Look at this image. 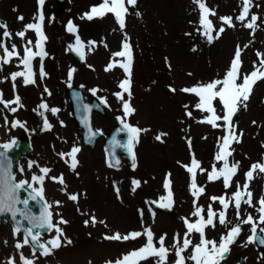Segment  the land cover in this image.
<instances>
[{"label": "rangeland", "instance_id": "rangeland-1", "mask_svg": "<svg viewBox=\"0 0 264 264\" xmlns=\"http://www.w3.org/2000/svg\"><path fill=\"white\" fill-rule=\"evenodd\" d=\"M101 2L102 0H65L59 5L55 0H44L43 9H40L38 0H0V24H6L11 34V38L3 37L4 30L0 29V43L9 50L15 44L21 57L29 40L33 42V51L36 50L34 41L37 37L32 30L26 31L23 39L16 34L25 30V25L39 22L41 13L44 17L42 31L47 37L43 43L47 53L42 62L46 73L44 78L39 77L41 61L36 57L32 62L36 82L25 85L23 77H18L13 90V81L6 78L13 72L24 71L20 59L13 57L9 64L0 66V81H3L0 83V92L3 93V98H20L19 105H10L17 109L15 112L0 104V144L5 145L9 140L23 136L30 140L29 155L19 159L15 178L42 191L52 223L63 233L60 237L61 246L52 249L50 254L43 255L42 250L34 251L28 243L25 244L21 232L14 230L7 219L0 218V264H8L9 260H13L14 264H21V256L31 260L32 264H66L65 253L81 247L85 254L81 262L76 264H98L100 260L112 259L118 250L125 249L122 243H114L109 252L99 255L89 252L90 248L106 243L100 241L101 230L120 233L140 228L139 224L145 223L152 230L162 232L165 228L158 227V223L171 225L170 215L176 218L177 223L179 217L197 219L191 215L195 211L194 199L196 206L204 209L202 215L206 218L209 204H212L214 211L221 210L219 202L213 203L210 197L225 196L229 199L236 191V184L243 185L244 174L250 166L257 162L264 163V80L254 86L247 107H241L233 117L237 134L242 135L239 143L231 145L232 154L228 157V162L230 165L238 162L239 167L232 178V186L227 190L222 179L215 182L207 179V171L215 163L214 156L221 143L220 137L225 134L224 129L198 122L209 114L195 109L198 98L194 94L180 91L198 83L223 78L237 46L241 48V73H250L254 61L259 64L256 53H264V0H252L248 19L252 15L259 17L254 31L243 26L247 20L243 23L235 20L241 10V0H203L216 13L209 17L214 28H225L220 37L211 43L202 35L203 30L199 25L200 10L193 0H165L164 6L168 8L165 12L161 9L162 0H137L136 5L128 9L123 30L111 13L102 18H87L85 14L90 13L91 8ZM63 7L68 10H63ZM220 17H233L234 27L223 25ZM69 21L77 29L75 34L66 30ZM77 35L84 44V58L80 62L74 60L70 48V45L75 46ZM125 35L132 53L129 102L135 109L134 114L126 118V122L148 130L141 133L139 142L134 147L135 168L133 162L110 167L102 138L97 139L92 147L82 145L66 92L69 85H75L87 94L106 101L104 105L107 113L93 116V125L97 129L108 130L113 124L121 123L117 118H124L122 104L114 93L121 91L118 85L126 78L123 69L118 66L124 58L114 57L113 53L122 50ZM227 36L230 40L226 44ZM89 41L95 44L90 46ZM2 55L3 49L0 48V56ZM110 62L114 63V67L105 71ZM70 70H74L71 81L68 79ZM170 87L176 91H170ZM93 89L96 90L95 94ZM125 99H128L127 94ZM41 103L47 105V110L39 108ZM216 107L218 114L223 115L218 101ZM51 109L57 111L53 113ZM256 109L257 113H254ZM189 111L192 113L191 117L186 114ZM45 119L51 126L50 129H45ZM160 133L167 134L162 138L164 142L155 139ZM73 147L80 148L75 170L70 167V157L62 159L59 155L70 152ZM160 156L161 159L157 161ZM193 156L207 170L204 173L197 170L196 173L197 185L205 189L198 198L191 195L190 174L183 167L190 165ZM221 164H217V167ZM44 168L50 170L47 175L41 171ZM169 173L174 206L171 210L158 206L154 209L153 206L157 204L153 202H166L160 201V198L167 195L163 184ZM41 175H45L42 183L32 179L33 176ZM52 177H62L63 183L54 181ZM133 180L140 182L135 192L132 191ZM249 190L256 207L242 203L241 217L246 218L251 214L254 220H258L256 208L259 205L256 202L264 196V174L258 170L254 173ZM91 193H95L94 197ZM71 194L77 195L78 200H70L68 196ZM126 212L135 220L123 224L118 217ZM93 215L97 220L94 226L90 220ZM61 219L67 223H59ZM227 219L231 221L228 227L239 223L231 204L227 210ZM86 220H89L87 226ZM99 221H104L105 224H100ZM251 227L250 224L241 225L240 235L221 264L263 263L261 259L264 256L261 255L264 252L254 243H246L247 238L252 235ZM260 228H264V224H257V231ZM226 232L227 228L220 226L217 221V227H209V233L206 231L205 235L207 239L218 242L221 234ZM78 233H81L80 237H76ZM56 235L58 234L53 228L43 233L40 241L47 244ZM18 243L22 245L19 249L16 247ZM240 259H243L242 263Z\"/></svg>", "mask_w": 264, "mask_h": 264}, {"label": "snow or ice", "instance_id": "snow-or-ice-1", "mask_svg": "<svg viewBox=\"0 0 264 264\" xmlns=\"http://www.w3.org/2000/svg\"><path fill=\"white\" fill-rule=\"evenodd\" d=\"M137 0H102V2L98 6H93L91 8L90 13H86L85 15L89 20L94 17L102 18L104 15L111 13L116 22L118 23L121 30L125 28L126 16L128 14L129 7H134L136 5ZM196 3L200 10L199 16V25L200 29H202V35H204L208 42L211 43L214 39H218L220 35L225 31L224 27H220L218 30L214 28L212 20L209 19L210 16H215L216 13L210 10L203 0H193ZM38 4L43 5L44 0H38ZM252 7V0H241V10L239 15L235 17L236 21L241 23L247 20V23H243V26L255 30L256 22L259 19L256 15H252L250 20L248 19L250 9ZM139 15V13H137ZM18 19H23V17H18ZM43 14L41 13L38 17L39 22L37 23H29L25 25V30L18 32L16 35L21 39L25 37L26 31L32 30L36 34L35 41V51H33L31 40L27 41V44L23 49V56H20V53L17 51V47L15 44L12 45L11 50L4 46L3 43H0V48L3 49V55L0 56V66L9 64L13 57H17L20 59V64L23 66L24 71H17L10 74V77L6 79H11L13 81V90H15V81L18 77H23V82L25 85L35 83V73L33 72L32 62L36 57L40 58L41 67L39 72V77L41 79L44 78L46 73L43 71V59L47 55L44 51L43 43L46 41L47 37L43 34L42 31V22H43ZM220 20L223 25H227L228 27H234L233 17H220ZM0 29H3L2 32L3 37L11 38L10 32L7 30L6 24H0ZM198 29V30H200ZM66 30L69 33L75 34L77 32L76 27L69 21L66 25ZM215 32V35H213ZM127 36L125 35L124 41L122 42V50L116 53H113L114 57L124 58L122 62L118 64V66L123 69L126 78L122 80L118 87L121 89L120 92L114 93L117 99L122 104V110L124 113V118L118 117V120H121V124L124 130L127 132V143L123 145V147L127 150L128 154L131 156L133 160V168L135 165V153L134 147L139 142L140 135L143 132H147V129H141L137 126H133L126 122V118L132 114H134L135 109L131 107L130 98H131V65H132V53L131 46L127 42ZM95 42L89 41L88 45H94ZM247 47V45H245ZM70 48L81 55V59H83L82 49L84 48V44L81 42L79 36H76V44L75 47L70 45ZM91 48H89V51ZM257 58L259 60V64L255 61L253 62V70L250 73H241L242 60H241V48L237 46V49L234 53L233 59L230 63L228 70L225 72L223 78L214 79L208 83H198L192 87H185L180 89V91L188 94H194L198 98V102L195 104V109L206 112L207 115L204 119L198 121L200 123L209 124L213 128H223L225 134L220 137L221 143L218 145V151L214 156L215 163H213L211 170L207 171L200 166V162L193 158L191 159L190 165H183L186 171L190 174V185L189 189L191 195L194 198H198L205 191L204 187L198 186L196 183V173L199 170L200 173H204L207 171V179L209 182H215L217 180L223 181L224 188L227 190L232 186V178L236 175L238 171L239 164L238 162L232 163L231 165L228 162V157L232 154V143L240 142V135L237 134L236 128L233 124V117L239 112L241 107H247V101L250 99L253 88L258 81L264 80V53L257 52ZM114 67V63L110 62L105 71L111 70ZM2 70V67H0ZM74 70H70L68 73V79L71 81L72 73ZM191 75V73H189ZM3 81H0L2 83ZM71 86V85H69ZM172 92H175L176 89H169ZM47 92V88H45ZM93 94H95V89L92 90ZM125 94H127L128 99H125ZM50 95V93H49ZM20 98L16 96L12 100H5L3 98V93L0 92V104L4 106V108L9 109L11 112H15L17 109L15 107H10L12 104L19 105ZM219 102L223 115L218 114L216 102ZM101 103L106 105V101L101 99ZM22 106V105H20ZM84 120H87L86 113L89 111L87 105H83ZM187 108V105H185ZM39 108L46 109L47 105L41 103ZM53 113H55L56 109H51ZM43 115V113H40ZM189 117L192 116L191 111L186 113ZM218 121L222 123H218ZM5 123L7 120L5 119ZM255 124V121H253ZM15 126V123L14 125ZM45 129H50V125L47 119L44 120ZM95 133H91L88 139V142H91ZM166 133H160L155 137V139L159 142H164L163 137L166 136ZM189 147L191 146V141H188ZM115 146L119 147L120 145L115 141ZM0 147H3L5 150L10 148V145L5 144ZM80 148L73 147L68 153H60V157L63 159L65 156L71 158V169L75 170L78 165L77 154L79 153ZM222 162V164H221ZM217 164H221L220 167H217ZM31 167V165H29ZM111 167L112 165L109 164ZM9 162L5 156L4 152H0V214L11 213L13 217L17 215V210L15 205L17 203H23L26 207L28 206V199L21 200L19 198V191L24 187L27 183L26 181L14 182L13 177L10 173ZM264 174V163H254L250 166L249 170L244 174L245 181L243 185L237 183L236 191L232 193L229 199H226L225 196H213L210 197V200L215 203L219 202L221 205V210L219 212L214 211L212 204H209L207 208L206 218L202 213L204 209L199 206H196V199L193 200V204L195 206V211L191 213L192 216L197 217L194 222H191L188 218L182 217L181 219L184 222L186 227V231L183 237V243L179 242L177 237L176 243L172 245V248L175 249V264H186L187 261H192L193 264H221V261L226 259L227 254L231 250V246L236 242V238L240 235L241 225L250 224L252 235L247 238L246 243H254L258 240L261 245H264V238H258L256 236L257 232V224H264V196H261L260 199L256 202L259 207L256 208V211L259 213L258 220H254L251 214L247 215L246 218L241 217V204H246L249 207H256L253 203V194L249 190L250 181L254 179V173L256 171ZM41 171L47 175L50 171L47 168L41 169ZM45 175L41 176H33L32 179L39 183H42L45 179ZM170 173L166 174L163 187L167 191L166 196H162L159 202L155 201L153 203L157 204L158 207L166 208L171 210L174 206V198L173 193L171 191V180ZM54 181L59 183H63L62 177H52ZM139 181L133 180V188L132 191H136V187L139 186ZM28 187L31 188L32 185L28 184ZM35 195L31 196L32 200H35L37 196L43 199L42 191L33 189ZM117 194H119V190L117 189ZM68 198L72 201H77L78 196L75 194H71ZM230 204L235 208L236 220L239 223L228 227L231 224V221L227 219V210L229 209ZM59 205V202H57ZM25 218L29 220V223L32 225L31 228L26 229V235L31 237L32 244L35 247H39L42 249L43 255L50 254L51 250L54 248H58L61 246L60 237L63 235L61 229L54 225L51 221V213L48 210V206L45 205L40 216H31L25 215ZM91 223L93 226L97 223L95 216L90 217ZM217 221L220 226L227 228L226 233H222L220 236V240L217 242L216 240H209L206 238L205 230L209 227L216 228ZM59 223H67L61 219ZM100 224H105L104 221H99ZM89 224V220L85 221V225ZM106 226V225H105ZM33 228H47L49 230L55 229L56 235L53 239L49 240L47 244L39 243L40 233L36 232L35 235L32 234ZM260 232H264V228L259 229ZM193 233L199 234V243L193 244L191 240V235ZM166 235L164 234L159 237V239L154 243V236L151 229L145 228L143 232H131L125 235H121L119 233L112 234L110 236H105V239L110 240H135L141 236L146 237V242L140 248L133 250L130 253L123 255L122 258L116 260L114 264H140L141 261H147L149 258H157L156 264H168V256L171 251L169 248L165 247V239ZM25 244L28 243V239H25ZM71 243V241H68ZM159 245L157 247L156 245ZM50 246V247H49ZM17 249L21 248V244L16 245ZM191 247V254L189 256H185L184 253ZM35 251V248H34ZM8 264H14L13 260H9ZM21 264H32V261L21 256ZM107 264H113V262L109 261Z\"/></svg>", "mask_w": 264, "mask_h": 264}, {"label": "water", "instance_id": "water-1", "mask_svg": "<svg viewBox=\"0 0 264 264\" xmlns=\"http://www.w3.org/2000/svg\"><path fill=\"white\" fill-rule=\"evenodd\" d=\"M59 1L62 2V0ZM74 55L77 59H81V55L75 51H74ZM69 97L72 104L74 119L76 120L78 126V133L82 138V142L84 144L93 145L97 137L103 136L104 145L108 156V161L110 163L114 165H119L120 163H122V161L125 158L128 160H132L127 150L123 147V145L127 143V132L126 130L123 129L122 125H114L109 132L96 131L92 127V123H91L92 112L97 111L99 113H104L102 104L94 98L89 99L88 96L84 94V92L80 88L70 87ZM83 105H87L89 108V111L86 113L87 115L86 121L83 118L85 115V113L83 112V107H82ZM91 133H95V135L92 138L91 142H88ZM114 138L115 141L120 145L119 147L115 146ZM27 148H28V142L26 139H24L22 142H12L10 144V148L7 150L0 149V152L5 153L7 161L9 162L8 170L10 171L12 177H13L14 164L16 162L18 153H20L21 155H25L28 151ZM121 153H123L124 156H122ZM21 192L24 193L25 195L24 198L20 197ZM18 195L21 200L28 199L29 201L28 206L26 207L23 203H17L15 205V208L17 210V215L15 217H13L11 213L0 214V217L6 216L16 229H21L26 234L25 230L31 228L32 225L29 223V220L25 218V215L40 216L45 204L39 196H37L35 200H32L31 196L35 195V192L26 186H24L19 191ZM31 201L33 202V205L30 204ZM44 230H47V228H33L32 234L35 235L36 232L41 233ZM27 238L29 239L31 245L34 248L36 249L39 248V247H35L32 244L30 236H27Z\"/></svg>", "mask_w": 264, "mask_h": 264}, {"label": "bare ground", "instance_id": "bare-ground-1", "mask_svg": "<svg viewBox=\"0 0 264 264\" xmlns=\"http://www.w3.org/2000/svg\"><path fill=\"white\" fill-rule=\"evenodd\" d=\"M164 3H165V0H162L161 9H163V11L165 12L168 8L164 6ZM40 9H43L42 5H40ZM225 38H226L225 39V43L227 44L230 39H229L228 36L225 37ZM35 41H34V44H35ZM254 113H257V109H256V111ZM160 159H161V156L160 157H157V161H159ZM179 174H178L177 177H179ZM92 195L94 197L95 193H93V194L91 193V196ZM166 217H168V216L166 215ZM166 217L164 216V218H166ZM118 219L123 224H125L129 220H135L133 218V216L130 213H128V212H126L122 216L118 217ZM175 219H174V217H172L170 215L169 220L172 221L171 222V225H168V224L166 225V224H163V223L162 224L161 223L159 224L158 223V227L165 228L162 232H157V231L152 230L149 227L148 224H145V223L139 224V227H140L139 232H143L142 227H147V228L151 229V231L153 233V236H154V243L159 239L160 236H162L164 234H167L166 235V239H165V247L166 248H169L171 250L169 252V256H168L169 259H171V258H173L175 256V249L172 248V245L174 243H176L177 241H176V239H174V237H177L179 239V242L182 244L183 243L184 233L186 231V227L184 225L183 220L179 217V223H177ZM113 220H116V218H114ZM170 227H171V229L169 230ZM166 228H168V229H166ZM100 232H101V234H100V241L101 242H106V243H103L101 245H96V246L90 248L89 249V252L90 253H93L92 255H95V254L96 255H99V254H102L104 252H109L111 250V246L114 243H116V241H123V240H110V239H105L104 238L105 236L112 235L113 234L112 231L110 233H108L109 231L105 229L103 231L101 230ZM205 232H206V230H205ZM80 236H81V233L76 234V237H80ZM190 238H191L193 244H198L199 243V234L198 233H193ZM138 240L140 242H145L146 241V237L145 236H141V237L138 238ZM156 246L159 247L158 244ZM113 250H114V248H113ZM84 254L85 253H84V250L82 249V247L80 249H76L74 251L69 250L64 255L65 258H66V262L65 263L66 264H76L78 262H81L82 257L84 256ZM190 254H191V247H189V249L184 253V255L185 256H189ZM123 255H125V251L124 250H121L120 252L114 254L112 256V258H114L115 260H118V259L122 258ZM156 259L157 258L152 257V258H149L147 261H141L140 264H155ZM262 262H263L262 264H264V260Z\"/></svg>", "mask_w": 264, "mask_h": 264}]
</instances>
